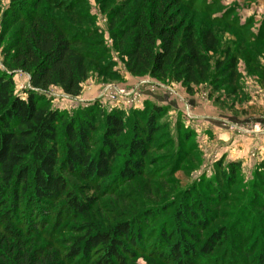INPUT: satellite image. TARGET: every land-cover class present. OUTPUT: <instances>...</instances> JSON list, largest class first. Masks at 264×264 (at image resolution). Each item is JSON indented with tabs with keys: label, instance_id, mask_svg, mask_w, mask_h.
<instances>
[{
	"label": "trees",
	"instance_id": "1",
	"mask_svg": "<svg viewBox=\"0 0 264 264\" xmlns=\"http://www.w3.org/2000/svg\"><path fill=\"white\" fill-rule=\"evenodd\" d=\"M23 1L15 0L13 6L19 4L4 19L8 23L5 32L14 23L22 22V26L5 51L10 53L9 64L3 65L7 70L0 66V264H89L97 251L100 255L91 264H125L127 256L143 245L141 228L151 219L150 211L139 215L143 221L127 220L107 231H89L74 241L65 240L64 248L50 243L33 249L27 247L26 241L30 243L29 240L43 233L45 205L52 201L68 198L65 205L71 216L88 211L92 199L82 201L74 196L65 175L79 174L84 180L104 182L111 177L113 164L121 157L124 161L113 185L130 181L143 171L158 136L165 137L160 147L172 146V140L166 139L168 135L161 133L163 124L158 122L165 115V109L146 105L143 111L135 112L128 119L117 109L106 113L98 105L72 116L52 109L42 94L56 88L66 96L78 98L87 80L88 60L102 58L101 54L95 55L93 48L98 50L103 45L95 40L86 44L89 49L84 48L94 32L77 29L72 32L61 18L39 10L37 0L25 9H22ZM144 2L146 9L139 3L128 13L117 9L109 21L112 45L125 58L127 73L132 77L149 76L159 82H181L188 86L187 90L206 82L211 69L207 57L209 53H220L212 30L205 29L197 35L193 24L187 23L181 13L172 11L168 0ZM233 53L232 49L225 48L216 59L212 78L215 86L217 83L235 85L237 62ZM15 70L29 76L25 98L15 94V83L9 74ZM97 118L102 135L98 149L93 150ZM187 136L185 132V139ZM164 156L157 158L164 159ZM170 159L164 163L168 164ZM226 167L227 171L220 175L223 186L214 188L208 182L207 194H195L191 206L177 208L176 237L162 233L159 238L158 246L165 245L168 250L159 254L164 263L193 264L199 257L211 254L215 242L219 244L227 236L225 229L218 230L201 243L199 235L217 212L219 196L234 180L240 163L232 162ZM253 176L250 207L261 212L264 210V161ZM25 201L32 211L24 221L16 220ZM38 218L42 219L40 223ZM249 219L251 222L252 218ZM81 229H77V234ZM259 264H264V258Z\"/></svg>",
	"mask_w": 264,
	"mask_h": 264
},
{
	"label": "rangeland",
	"instance_id": "2",
	"mask_svg": "<svg viewBox=\"0 0 264 264\" xmlns=\"http://www.w3.org/2000/svg\"><path fill=\"white\" fill-rule=\"evenodd\" d=\"M14 1L0 0V66L4 71L7 70L4 62L9 64L10 60V53L5 51L22 26V22L14 23L5 32L8 23L4 19L19 4L13 6ZM33 1L24 0L22 9L29 8ZM37 1L39 10L55 14L72 32L76 29L94 32L84 48L95 40L103 45L98 50L93 48L95 55L101 54L102 58L88 60L87 80L78 98H65L56 88L42 94L50 101L51 108L72 116L98 105L106 113L117 109L128 119L146 105H157L165 109L158 122L163 124L161 133L168 135L166 139L172 140V146L160 147L165 137L158 136L143 171L130 181L113 185L124 161L121 157L113 164L111 177L104 182L84 180L79 174L65 175L69 191L82 201L91 198L92 204L85 214L73 216L68 214L66 197L46 204L43 233L29 240L30 243L26 241L27 247L36 249L55 243L64 248L65 240L74 241L89 231H107L127 220L138 218L140 222L139 215L150 211L151 219L141 228L143 245L127 256L125 264H172L164 263L159 256L168 251L165 245L158 246L160 235L171 233L174 239L177 208L191 206L195 194H207L208 182L214 188L223 184L222 171L236 162L240 163V170L227 190L222 191L217 212L199 234L201 243L218 230L225 229L227 236L219 244L215 242L211 254L199 257L193 264H259L264 258V210L251 209L250 189L254 171L264 161V0H168L172 11L181 13L187 23L193 24L197 35L210 29L219 43L220 53H209L207 57L211 68L209 79L189 90L181 82L130 76L125 58L112 45L108 30L110 17H115L117 9L128 13L138 3L146 9L145 0ZM225 48L232 49L236 56L237 81L234 86H220V83L215 86L212 83L215 61ZM9 74L15 83V94L25 98L29 76L20 70ZM113 89L121 94L113 93ZM94 123L97 132L92 137V148L97 150L102 128L98 118ZM161 155H165L164 159L157 158ZM167 158L171 159L165 164ZM30 211L32 208L23 202L15 219L24 221ZM247 216L252 218L251 222ZM41 220L38 218V223ZM80 228L81 233L77 234ZM99 255L98 251L93 253L89 264Z\"/></svg>",
	"mask_w": 264,
	"mask_h": 264
},
{
	"label": "built area",
	"instance_id": "3",
	"mask_svg": "<svg viewBox=\"0 0 264 264\" xmlns=\"http://www.w3.org/2000/svg\"><path fill=\"white\" fill-rule=\"evenodd\" d=\"M113 93H116V94H121V92L120 91H118V90H116V89H113V91H112ZM64 95V94H63ZM64 97L65 98H68V99H74V98H72V97H69V96H66V95H64ZM75 100V99H74Z\"/></svg>",
	"mask_w": 264,
	"mask_h": 264
}]
</instances>
